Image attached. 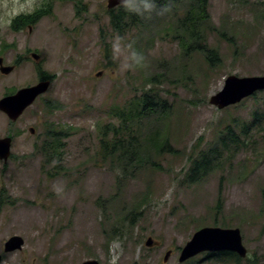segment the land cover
<instances>
[{
	"label": "rangeland",
	"instance_id": "374dc122",
	"mask_svg": "<svg viewBox=\"0 0 264 264\" xmlns=\"http://www.w3.org/2000/svg\"><path fill=\"white\" fill-rule=\"evenodd\" d=\"M182 1L177 16L151 13L125 34L148 63L118 77L108 43L117 8L108 10V0H41L32 14L19 0L8 7L11 23L41 18L21 31L0 28V57L20 60L12 74L0 73V99L40 75L52 84L16 123L0 112V139L12 138L10 159L0 161L1 264H180L182 248L205 227L238 228L248 251L239 264H264V91L224 110L210 104L229 76H264V0H207L204 44L217 50V65L195 46L186 51L172 28ZM150 90L168 117L140 122L133 152L143 161L123 170L102 158L100 132L117 127L119 112ZM50 124L65 128L63 155L45 166L36 148ZM218 138L228 146L218 168L189 183L191 158ZM13 236L22 249L4 253ZM149 238L156 245L147 247ZM220 254L193 261L234 264Z\"/></svg>",
	"mask_w": 264,
	"mask_h": 264
},
{
	"label": "trees",
	"instance_id": "16d2710c",
	"mask_svg": "<svg viewBox=\"0 0 264 264\" xmlns=\"http://www.w3.org/2000/svg\"><path fill=\"white\" fill-rule=\"evenodd\" d=\"M179 0H170L171 10L169 14L177 16L178 12L175 10V3ZM169 0H156L157 6H162L168 3ZM207 0H183L182 5L184 7V15L174 19L173 27L175 33H178V37L182 40V44L186 48L192 49L194 46L197 50L205 53L206 60L210 65H217L219 63V54L217 50L205 46L204 40L206 37L205 23L209 22L206 12ZM117 10V11H116ZM115 11L110 12V24L115 33H119L122 36L127 35L132 30H140L144 25L142 20L147 18L149 14L144 17H140L131 13H127L123 8L118 7ZM156 14V12H153ZM38 13L35 16L20 15L12 20L11 28L15 31L24 30L28 23L34 24L37 22L41 15ZM177 26V27H175ZM185 49V48H184ZM108 58V57H107ZM28 59V58H27ZM16 66L20 65V60H16ZM40 80L52 79L40 75ZM166 102H155V95L152 91H147L140 95L138 98L131 100L129 103V109H123L119 112L117 120L118 126L114 127L111 132H108L105 128L100 132L101 135V149L102 158L106 161L108 158L111 160H118V164L123 170H126L129 165L135 162L143 161V157L139 158L135 156L133 148L137 144V131L140 127L142 120L148 119L154 115L168 117V112L164 109ZM65 130L64 127H56L54 124L47 125L45 127V135L41 142L38 144L36 151L42 155L43 165L49 166L54 162H59L63 155L62 142L65 138L62 136ZM158 136V135H157ZM233 142L235 139H231ZM218 145L212 146L208 152H202L199 156L191 158L190 167L187 171L186 178L189 183L195 184L201 182L208 174L215 171L218 168L221 160L223 159L222 147L228 148L227 141L222 138H218ZM168 141H166V144ZM247 144V143H244ZM138 145V144H137ZM164 145V146H165ZM4 192L0 194V205L3 203ZM118 220L122 216V212L118 213ZM117 217L115 218V220ZM120 222H118L119 224ZM214 225H218L214 222ZM225 226V224H223ZM226 257L234 260V264H239L240 258L232 253H222L218 257ZM210 257H212L210 255ZM184 264H195L193 259L187 261Z\"/></svg>",
	"mask_w": 264,
	"mask_h": 264
},
{
	"label": "water",
	"instance_id": "95a60500",
	"mask_svg": "<svg viewBox=\"0 0 264 264\" xmlns=\"http://www.w3.org/2000/svg\"><path fill=\"white\" fill-rule=\"evenodd\" d=\"M108 10L118 8L117 0H108ZM36 63H39L40 56L32 53L30 56ZM15 66L5 65L4 59L0 57V73L4 76L12 74ZM51 80H42L37 84L21 88L15 94L5 96L0 99V112L4 114L11 123H16L25 111L31 107L35 101L49 90ZM264 90V76L237 77L229 76L222 90L213 95L210 104L219 110H224L234 106L244 99L253 96L255 93ZM30 131L34 133V129ZM12 138L0 139V161L7 162L11 157ZM24 240L19 236L11 237L5 244V252L12 253L21 250ZM156 245L153 238L146 241L147 247ZM230 252L237 254L244 259L248 251L243 245L241 231L238 228L224 229L220 227H205L197 231L190 241L182 248L179 263L187 261L204 253ZM172 251H168L163 259L166 263ZM1 262V257H0ZM83 264H99L96 260L85 261Z\"/></svg>",
	"mask_w": 264,
	"mask_h": 264
},
{
	"label": "clouds",
	"instance_id": "9594fccd",
	"mask_svg": "<svg viewBox=\"0 0 264 264\" xmlns=\"http://www.w3.org/2000/svg\"><path fill=\"white\" fill-rule=\"evenodd\" d=\"M25 5L24 14L35 13L41 7V0H19ZM17 4V0H0V28L10 27L12 17L7 15L8 7ZM117 5L125 12L140 17L156 12L157 15H165L171 10L170 0L168 3L157 6L156 0H117ZM110 45V56L115 65L114 75L134 72L147 67V57L144 52L136 47V40L119 33L113 35L108 41Z\"/></svg>",
	"mask_w": 264,
	"mask_h": 264
},
{
	"label": "flooded vegetation",
	"instance_id": "af4514ba",
	"mask_svg": "<svg viewBox=\"0 0 264 264\" xmlns=\"http://www.w3.org/2000/svg\"><path fill=\"white\" fill-rule=\"evenodd\" d=\"M263 91H264V90H263ZM0 206H1V205H0ZM7 241H8V240H7ZM7 241H6V242H7ZM6 242H5V244H6ZM5 244H4V248H3L4 253H6V252H5ZM0 257H1V262H0V264H1V263H2V259H3V257H2V255H0Z\"/></svg>",
	"mask_w": 264,
	"mask_h": 264
}]
</instances>
